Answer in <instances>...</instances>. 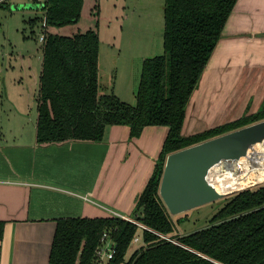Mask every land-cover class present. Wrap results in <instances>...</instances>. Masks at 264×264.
<instances>
[{
  "label": "trees",
  "instance_id": "1",
  "mask_svg": "<svg viewBox=\"0 0 264 264\" xmlns=\"http://www.w3.org/2000/svg\"><path fill=\"white\" fill-rule=\"evenodd\" d=\"M163 1V54L143 61L134 106L100 92V41L95 30L71 36L47 31L77 23L83 0L40 3L46 29L37 98V144L101 142L112 126L128 127L131 138L146 127L167 128L132 214L135 221L167 239L112 216L60 218L48 264H91L103 234L116 245L115 256L107 264H264V183L223 198L225 204L205 228L172 235L174 222L159 196L166 157L264 120V106L207 130L181 134L186 108L237 0ZM34 24L31 22L32 27ZM2 232L0 222V239ZM135 237L138 242L134 245ZM128 250L132 251L126 259Z\"/></svg>",
  "mask_w": 264,
  "mask_h": 264
},
{
  "label": "crops",
  "instance_id": "2",
  "mask_svg": "<svg viewBox=\"0 0 264 264\" xmlns=\"http://www.w3.org/2000/svg\"><path fill=\"white\" fill-rule=\"evenodd\" d=\"M0 5L6 6L5 1ZM238 34L255 40L248 44L241 38L223 52L224 57L234 55V61L246 70L256 68L262 73L261 80L264 0H237L221 40ZM216 50L186 108L183 136L208 129L207 121L220 125L216 117L205 118L199 108L208 88L211 90L217 80L229 78L212 75V70L208 73ZM3 93L0 98L6 112L0 113V264H48L57 219L110 217L112 213L132 218L135 200L152 174L167 128L146 127L138 137L131 138L128 127L112 126L101 142L39 145L35 139L38 96L36 116L29 124ZM201 127L204 129L197 131Z\"/></svg>",
  "mask_w": 264,
  "mask_h": 264
},
{
  "label": "rangeland",
  "instance_id": "3",
  "mask_svg": "<svg viewBox=\"0 0 264 264\" xmlns=\"http://www.w3.org/2000/svg\"><path fill=\"white\" fill-rule=\"evenodd\" d=\"M2 1L6 6L0 5V93L4 91L3 95L11 105H15L31 124L36 116L42 61L39 38L43 33V11L40 6L43 0ZM83 3L81 18L77 23L48 29L64 36L92 29L97 31L100 41V92L114 94L134 106L143 61L163 54V0H83ZM31 22H35L33 27ZM241 38L248 44L255 40L252 36L241 37L238 34L223 36L225 42L221 39V43L218 42L208 73L212 70V75L216 73L222 78L226 75L229 78L227 81L217 80L211 90L209 87L199 105L205 118L211 115L220 124L256 113L264 106V78L263 81L259 80L262 73L256 68L248 67L246 70L242 64L234 61V55L224 57L227 48L233 46L234 42H241ZM221 64L223 67H218ZM1 100L0 113L6 112ZM205 123L209 128L216 125L215 121ZM201 129L204 127L197 131ZM223 198L179 215H171L174 222L172 235L205 228L209 219L225 204ZM131 251L128 250L126 259Z\"/></svg>",
  "mask_w": 264,
  "mask_h": 264
},
{
  "label": "water",
  "instance_id": "4",
  "mask_svg": "<svg viewBox=\"0 0 264 264\" xmlns=\"http://www.w3.org/2000/svg\"><path fill=\"white\" fill-rule=\"evenodd\" d=\"M262 140L264 120L169 154L159 196L170 215H179L226 196L207 182L208 171L222 160L246 155L252 144Z\"/></svg>",
  "mask_w": 264,
  "mask_h": 264
},
{
  "label": "bare ground",
  "instance_id": "5",
  "mask_svg": "<svg viewBox=\"0 0 264 264\" xmlns=\"http://www.w3.org/2000/svg\"><path fill=\"white\" fill-rule=\"evenodd\" d=\"M206 180L225 195L264 183V140L252 144L246 155L212 166Z\"/></svg>",
  "mask_w": 264,
  "mask_h": 264
},
{
  "label": "built area",
  "instance_id": "6",
  "mask_svg": "<svg viewBox=\"0 0 264 264\" xmlns=\"http://www.w3.org/2000/svg\"><path fill=\"white\" fill-rule=\"evenodd\" d=\"M42 29H43V33L42 36H40L39 41L40 43H44L45 40V22H42ZM112 217H117V218H121L124 219L130 223L135 224L136 226H138L141 229L147 230L153 234H155L156 236L162 238V239H167L165 236H163L162 234H159L149 228H147L146 226L140 224L139 222L135 221L133 218H127V217H123L119 214L116 213H112ZM172 241V240H171ZM134 243L138 242V238L135 237L133 240ZM174 242V241H172ZM115 251H116V245L115 243L108 237L107 234H103L99 244L97 245V247L95 248L94 251V259L93 262L91 264H107L110 260H112L115 256Z\"/></svg>",
  "mask_w": 264,
  "mask_h": 264
}]
</instances>
